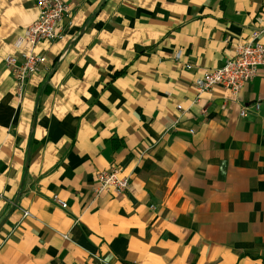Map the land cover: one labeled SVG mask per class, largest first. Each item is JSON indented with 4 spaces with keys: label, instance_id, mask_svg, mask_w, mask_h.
<instances>
[{
    "label": "crops",
    "instance_id": "0c3cea01",
    "mask_svg": "<svg viewBox=\"0 0 264 264\" xmlns=\"http://www.w3.org/2000/svg\"><path fill=\"white\" fill-rule=\"evenodd\" d=\"M64 1L19 99L4 57L38 8L0 0V264H264V65L195 84L264 44V0ZM110 167L129 188L96 195Z\"/></svg>",
    "mask_w": 264,
    "mask_h": 264
},
{
    "label": "built area",
    "instance_id": "2783aa9c",
    "mask_svg": "<svg viewBox=\"0 0 264 264\" xmlns=\"http://www.w3.org/2000/svg\"><path fill=\"white\" fill-rule=\"evenodd\" d=\"M38 8L37 17L25 27L24 36L15 41L18 55L9 54L4 57L5 65L9 68L15 81V90L20 99L28 78L43 63L45 56L35 53V44L39 41L51 43L59 37L60 25L69 17L68 6L64 0H35ZM261 30H254L249 40L234 46L232 55L220 66L206 69L200 79L196 81L199 92H205L215 86L223 87L233 95L255 77L260 66L264 65V44L259 40ZM259 107L254 104V110ZM177 108H180L178 105ZM242 116L247 115V109L240 111ZM129 188V178L122 176L115 167H110L95 174L94 192L96 195L110 191L120 195ZM53 200L61 207L67 206L66 202L57 195ZM23 215H28L27 211Z\"/></svg>",
    "mask_w": 264,
    "mask_h": 264
}]
</instances>
